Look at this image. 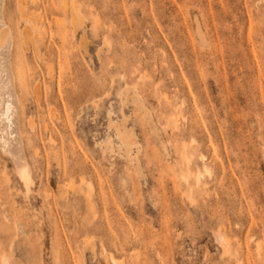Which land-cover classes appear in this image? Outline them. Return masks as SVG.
Segmentation results:
<instances>
[{
  "label": "rangeland",
  "instance_id": "374dc122",
  "mask_svg": "<svg viewBox=\"0 0 264 264\" xmlns=\"http://www.w3.org/2000/svg\"><path fill=\"white\" fill-rule=\"evenodd\" d=\"M25 1L33 182L0 147V264H264V0H77L75 27Z\"/></svg>",
  "mask_w": 264,
  "mask_h": 264
},
{
  "label": "bare ground",
  "instance_id": "6f19581e",
  "mask_svg": "<svg viewBox=\"0 0 264 264\" xmlns=\"http://www.w3.org/2000/svg\"><path fill=\"white\" fill-rule=\"evenodd\" d=\"M76 1L77 0H71L69 2L72 12L71 22L73 24L78 21L79 23L82 24V21H84V17L82 16L83 19L82 21L80 20L81 21L80 22L79 19L81 18L78 17L80 14V10H79L80 8ZM25 2H26L25 0H18V7L22 16L27 15ZM66 4H67L66 0L63 1V5L66 6ZM79 26L81 25L79 24ZM28 28H30V30L35 31L34 28L27 23L21 32L18 29L15 32L14 28L11 26V24L6 18V14L4 12V0H0V147L3 149V151L7 152V154H10L12 156L13 159L11 158V156L10 158L15 161L14 164H16L15 165L16 170L17 169L19 170L18 172L20 173V176L23 179V182L25 183L26 187L30 188V184L31 182H33L31 175L32 172L30 171V167L32 166H29L26 148H25L26 141L24 139V129L21 123L22 122L21 115L25 106L23 99V95H24L23 90L27 87V76H28L27 62L25 58V53L23 51V45H27L28 43H30L29 39L33 38L32 36H31L32 38L29 36ZM77 30H74V34ZM35 42L38 43L37 40H35L34 43ZM35 46L37 47V45ZM36 88H38V86H36ZM134 91L136 90L134 89ZM134 98L135 99L137 98L136 95ZM172 120H176V119L174 118ZM29 122L33 126L35 121L32 118L29 120ZM175 122L177 123V120ZM119 131L122 141L127 147V151L129 155H131V151H132L131 149L134 146L138 147L139 149L138 141L135 138V135L132 130H129L128 128H126V126L123 125L122 129H119ZM34 152L35 153L37 152L36 148H34ZM202 172L203 171L201 169H198L197 182L200 181L199 175H201ZM190 174H191V167L188 166L187 171L185 170L180 173L181 179L179 177V180L180 181L183 180L186 184V187L191 191L192 185L189 182ZM91 208L92 207L90 206V209ZM16 225H18V223H16ZM111 257L116 264L124 263V262H120L119 259L118 262L117 258H115L113 255ZM2 262L3 264H10L9 255L6 254L3 255Z\"/></svg>",
  "mask_w": 264,
  "mask_h": 264
}]
</instances>
